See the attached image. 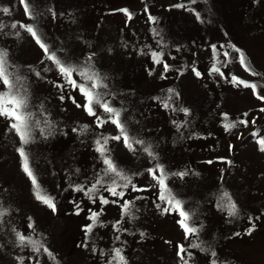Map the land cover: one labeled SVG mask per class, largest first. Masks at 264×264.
Wrapping results in <instances>:
<instances>
[{"label":"rangeland","instance_id":"rangeland-1","mask_svg":"<svg viewBox=\"0 0 264 264\" xmlns=\"http://www.w3.org/2000/svg\"><path fill=\"white\" fill-rule=\"evenodd\" d=\"M28 3L31 17L20 0H0V49L32 113L27 145L0 116V264H121L115 249L127 264H264V0ZM51 52L120 111L131 149L111 139L121 133L100 105L95 116L86 111ZM105 138L101 155L96 141ZM20 147L54 208L37 199ZM105 157L131 182L107 172ZM161 167L191 234L159 198L148 170L160 176ZM114 180L122 197L107 190Z\"/></svg>","mask_w":264,"mask_h":264},{"label":"snow or ice","instance_id":"snow-or-ice-1","mask_svg":"<svg viewBox=\"0 0 264 264\" xmlns=\"http://www.w3.org/2000/svg\"><path fill=\"white\" fill-rule=\"evenodd\" d=\"M21 4L24 7V10L26 14H29L31 17L32 13L30 11V5L28 3V0H20ZM177 7H183V5H177ZM5 13L9 12V9L4 8L2 9ZM17 25L14 23L11 25V27L15 28ZM21 27L25 28V30L31 34V36L36 40V43L44 50L45 53H49V47L46 43H44L41 39V36L38 34V31L32 26V25H24L21 24ZM4 26L0 25V29H2ZM155 55V54H154ZM50 60H52L58 67V70L60 74L67 80L68 84L72 85L73 88H78L79 91L82 93V95L86 99L85 108L86 111L90 114L95 116L96 113L94 111V105L98 104L100 105L105 112L109 113L111 117V122L117 126V128L120 130L121 135H117L114 137H111L113 140H120L122 137L124 139L125 145L128 148H132V143L129 142L130 138L127 133V129L123 125V123L120 120V111L111 107L107 102H102L99 98V95L94 91V88L98 85L93 84L92 87H88L87 85L78 84L75 79H73V74L79 69L72 64H67L63 61H61L54 52H51L48 56ZM240 62L241 64H245V57L243 54L240 56ZM167 68V65H165ZM246 70H250L247 65H245ZM214 71H219V69H214ZM253 75H258V73L253 72ZM80 75L85 77L88 80H93L95 74L88 75L86 72L81 71ZM12 74L8 71V61H7V51L0 49V82L7 88V91L0 92V116L7 117L8 119L14 121L10 127L11 129L15 130L17 135L20 138V141L22 144L27 145L31 142V118L32 113L29 112L28 109V96H27V90L23 89V85L19 83V77L16 78V81L14 82L11 79ZM234 81H237L239 84L243 85L244 87H251L253 89L256 88V85H249L246 81L240 80L237 77H233ZM60 87H63L62 85ZM23 89V92L21 91ZM260 99H264V96H258ZM79 106V105H78ZM187 111V110H184ZM106 121H99L100 126L103 125ZM226 128L235 127L234 124H226ZM109 138H105L104 142L101 143L100 140L96 141V144L98 145L97 151L101 153V155H104L107 152V142ZM135 143L142 144L143 141H135ZM261 147V150L264 151V139L259 141ZM145 151L149 152V155H152L150 149H145ZM18 152L20 156L22 157V166L25 173L30 177L34 187L37 189L35 195L37 199L41 200L45 204H47L49 207L54 208L55 205L52 201V198L48 197L47 195L42 194L41 187L37 181V177L30 166L29 163V154L25 151L24 147H20L18 149ZM104 163L108 166L107 172L113 173L116 176H119L121 179L128 181L129 183L130 178L126 176L122 170H118V166L108 157H105ZM152 176L153 179L157 181V183L161 186V194L160 199L163 201H166L168 204L172 205L174 204L177 210L180 211L181 217L183 219L180 221L181 225L184 227L185 232L188 234H191L196 231V229L189 226L187 221L189 220V214L182 210V202L172 194L171 189L167 187L166 183V177L164 174V170L161 167L160 169V176H156L154 169L148 170ZM178 175H183V173H179ZM119 185L116 184L115 180L113 181L112 187L108 188L107 190L111 193L113 196H123L122 192L117 191V187ZM127 186V185H125ZM101 202L104 204L108 203L107 199L101 198ZM230 214L236 215L238 212V209L236 208L235 204L230 205ZM167 211V209H165ZM98 213L93 214V219H96L98 217ZM88 231H91V228L88 229ZM19 241L21 245L25 244V242L34 243L31 241H28V238L24 235L17 234ZM193 247H199L198 245H193ZM36 251H39V249H35ZM181 252H184L185 249L183 246H181L180 249ZM116 258L119 259L121 264H127V261L125 257L121 254V251L119 249H115ZM215 255V253H213ZM181 259H183V256H181Z\"/></svg>","mask_w":264,"mask_h":264}]
</instances>
